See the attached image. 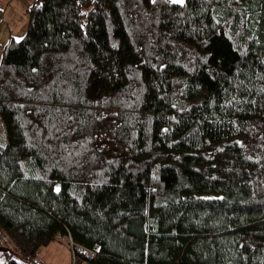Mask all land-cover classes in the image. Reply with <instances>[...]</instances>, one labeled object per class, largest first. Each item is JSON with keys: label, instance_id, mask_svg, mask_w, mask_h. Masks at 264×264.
I'll return each mask as SVG.
<instances>
[{"label": "trees", "instance_id": "16d2710c", "mask_svg": "<svg viewBox=\"0 0 264 264\" xmlns=\"http://www.w3.org/2000/svg\"><path fill=\"white\" fill-rule=\"evenodd\" d=\"M28 14L0 62V225L23 257L62 237L97 253L75 264H264V0Z\"/></svg>", "mask_w": 264, "mask_h": 264}, {"label": "rangeland", "instance_id": "374dc122", "mask_svg": "<svg viewBox=\"0 0 264 264\" xmlns=\"http://www.w3.org/2000/svg\"><path fill=\"white\" fill-rule=\"evenodd\" d=\"M7 1L0 0V8L5 10V14L0 20V62L4 47L8 44L10 37L14 36L19 40L27 33L28 8L36 0ZM7 253L21 264H75L74 252L67 238L57 237L50 244L41 246L35 258L27 260L9 240L7 233L0 225V257L3 264H9Z\"/></svg>", "mask_w": 264, "mask_h": 264}, {"label": "built area", "instance_id": "2783aa9c", "mask_svg": "<svg viewBox=\"0 0 264 264\" xmlns=\"http://www.w3.org/2000/svg\"><path fill=\"white\" fill-rule=\"evenodd\" d=\"M70 246H71V249H73V252H74L73 257H74V258L76 257V254H75L76 251H82V252H84L85 257H86L87 259H89V260H94L95 257L97 256L96 251L86 250V249H84V248H83V250H82V248L76 246L75 243L73 242V239L70 241Z\"/></svg>", "mask_w": 264, "mask_h": 264}, {"label": "snow or ice", "instance_id": "6c2138e0", "mask_svg": "<svg viewBox=\"0 0 264 264\" xmlns=\"http://www.w3.org/2000/svg\"><path fill=\"white\" fill-rule=\"evenodd\" d=\"M173 2H183V0H173Z\"/></svg>", "mask_w": 264, "mask_h": 264}, {"label": "crops", "instance_id": "0c3cea01", "mask_svg": "<svg viewBox=\"0 0 264 264\" xmlns=\"http://www.w3.org/2000/svg\"><path fill=\"white\" fill-rule=\"evenodd\" d=\"M7 2H10L9 0L7 1ZM12 37H14V36H11L10 38H12ZM15 38V37H14ZM10 40V39H9Z\"/></svg>", "mask_w": 264, "mask_h": 264}, {"label": "bare ground", "instance_id": "6f19581e", "mask_svg": "<svg viewBox=\"0 0 264 264\" xmlns=\"http://www.w3.org/2000/svg\"><path fill=\"white\" fill-rule=\"evenodd\" d=\"M76 258V257H75Z\"/></svg>", "mask_w": 264, "mask_h": 264}]
</instances>
